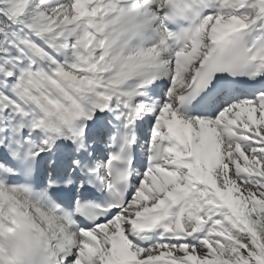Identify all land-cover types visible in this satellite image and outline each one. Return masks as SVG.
Instances as JSON below:
<instances>
[{
  "label": "snow or ice",
  "instance_id": "6c2138e0",
  "mask_svg": "<svg viewBox=\"0 0 264 264\" xmlns=\"http://www.w3.org/2000/svg\"><path fill=\"white\" fill-rule=\"evenodd\" d=\"M0 264H264V0H0Z\"/></svg>",
  "mask_w": 264,
  "mask_h": 264
}]
</instances>
